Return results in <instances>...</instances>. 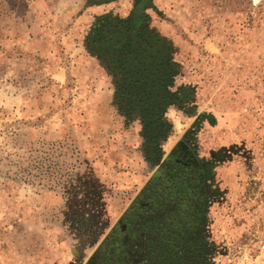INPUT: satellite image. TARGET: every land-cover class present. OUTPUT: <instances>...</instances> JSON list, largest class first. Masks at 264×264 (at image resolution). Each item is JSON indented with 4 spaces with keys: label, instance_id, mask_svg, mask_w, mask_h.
Segmentation results:
<instances>
[{
    "label": "rangeland",
    "instance_id": "1",
    "mask_svg": "<svg viewBox=\"0 0 264 264\" xmlns=\"http://www.w3.org/2000/svg\"><path fill=\"white\" fill-rule=\"evenodd\" d=\"M94 1L0 0V264H87L182 158L207 173L214 263L264 264V1L151 0L175 84L194 90L191 113L167 110L156 161L86 46L96 18L136 0Z\"/></svg>",
    "mask_w": 264,
    "mask_h": 264
},
{
    "label": "trees",
    "instance_id": "2",
    "mask_svg": "<svg viewBox=\"0 0 264 264\" xmlns=\"http://www.w3.org/2000/svg\"><path fill=\"white\" fill-rule=\"evenodd\" d=\"M150 7L151 0H136L128 18H96L86 46L111 76L118 111L128 121L139 118L145 154L156 161L173 130L167 110L191 113L194 90L175 84L181 64L171 40L150 26ZM207 181L189 159L167 160L149 205L129 216L124 232L112 231L87 264H215L216 249L204 234Z\"/></svg>",
    "mask_w": 264,
    "mask_h": 264
},
{
    "label": "water",
    "instance_id": "3",
    "mask_svg": "<svg viewBox=\"0 0 264 264\" xmlns=\"http://www.w3.org/2000/svg\"><path fill=\"white\" fill-rule=\"evenodd\" d=\"M261 1H264V0H253V4H257V3L261 2ZM123 227H125V226H123ZM73 252H75V251H73Z\"/></svg>",
    "mask_w": 264,
    "mask_h": 264
},
{
    "label": "bare ground",
    "instance_id": "4",
    "mask_svg": "<svg viewBox=\"0 0 264 264\" xmlns=\"http://www.w3.org/2000/svg\"><path fill=\"white\" fill-rule=\"evenodd\" d=\"M75 251V250H74Z\"/></svg>",
    "mask_w": 264,
    "mask_h": 264
}]
</instances>
